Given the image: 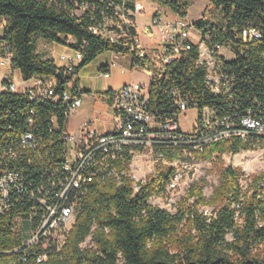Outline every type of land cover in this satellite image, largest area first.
<instances>
[{
  "label": "trees",
  "instance_id": "trees-1",
  "mask_svg": "<svg viewBox=\"0 0 264 264\" xmlns=\"http://www.w3.org/2000/svg\"><path fill=\"white\" fill-rule=\"evenodd\" d=\"M132 1L0 0V20H4L0 54H10L11 67L26 81L33 76H54L61 70L52 59L36 52L37 36L79 51L82 58L74 66L75 78L69 88L74 97L82 93L78 70L103 52L130 55L132 66H144L143 58L129 52L127 46L90 30L112 17L116 5L129 7ZM150 1L186 17L192 0ZM209 2L217 5L221 24L202 18L193 25L208 46L231 52L230 58L223 59L231 77L228 89L213 92L207 86L205 67L197 64V45L189 42L187 50L150 79L148 108L158 120H176L175 91L187 99L189 107H209L217 117L227 118L233 128H240V119L250 115L264 130V0ZM82 5L86 8L79 10ZM247 27L254 28L259 37L244 39L242 31ZM100 71H108L107 66ZM60 74L56 101H31L23 92L0 91V169L18 171L24 186L22 192L11 196L9 210L0 215V264H264L258 251L264 245L263 189L254 179L251 191H244L239 183L242 172L229 165L220 169L219 183L209 198L202 195L204 180L193 182L173 212L149 203L151 196L163 191L172 174L171 166H157L156 173L137 192L127 180L96 175L79 188L82 194L74 220L60 247L55 242L45 249L41 243L27 245L31 233L20 236L18 229L14 230L15 223L18 227L19 223L31 225V232L36 230L42 217L37 197L47 191L51 195L63 177L62 136L69 101L62 100L67 82ZM25 132L34 137V148L19 143ZM262 140L264 134L249 131L244 138L213 142L197 155L251 150L262 145ZM160 147L170 160L179 150L189 148ZM128 161L126 158L116 164L128 167ZM40 187L43 191L38 193ZM204 205L213 208L206 213L200 210ZM88 237L89 242L83 245ZM42 251L46 258L37 262L36 256Z\"/></svg>",
  "mask_w": 264,
  "mask_h": 264
},
{
  "label": "built area",
  "instance_id": "built-area-1",
  "mask_svg": "<svg viewBox=\"0 0 264 264\" xmlns=\"http://www.w3.org/2000/svg\"><path fill=\"white\" fill-rule=\"evenodd\" d=\"M144 0H133L131 5H116L114 15L102 20L100 24L94 25L90 30L110 42H121L127 46L129 52H135L143 58L144 66L135 64L133 67L142 69L149 73L148 83H128L110 91L111 106L117 116V125L114 130L95 135L93 131L83 128L79 134L64 131L65 142L64 160L62 162L63 177L58 180V186L51 191L37 197L42 209L40 225L31 232L27 245H38L42 248L55 242L58 247L64 241L67 232L74 220L75 207L80 187L92 181L96 176H108L122 182L127 180L133 192H137L149 178L138 177L132 170L131 161L137 154H145L148 159L158 163L168 161L160 146H181L189 148L179 150L175 161H170L167 166L172 167V174L165 184L163 191L150 197L149 203L170 212L176 205L173 193L178 189L185 170L190 168L189 161L193 153L201 152L203 148L213 142L229 139L234 136L244 138L249 131L264 134L263 126L255 117L245 115L240 119V128H233L225 117H217L214 110L209 107L197 109L189 107L186 98L172 91L179 115L187 109L197 111L196 118L192 123V130H183L176 120H158L148 108L149 84L153 76L159 75L163 69L177 59L181 52L189 48V42L197 45V64L205 67V80L207 86L213 92L226 91L230 85L231 77L225 71L223 59L219 49L223 47L208 46L200 33L186 17L175 15L168 18L163 12L155 10L147 25H142L138 30L135 23V15L144 12ZM125 6V7H124ZM85 5L81 6L83 10ZM78 13V11H76ZM4 26V20H0V33ZM131 30L133 32H131ZM191 30H195L198 39L191 37ZM151 39L142 44L141 36ZM242 37L258 38V32L251 27L242 31ZM73 56L64 54L61 56L63 62L61 70L67 89L62 92V100L69 101L67 113L75 110L81 105V94L72 97L69 88L74 82V66L82 58L79 51H74ZM0 68L13 69L11 67V56L9 53L0 54ZM101 75L108 77V71H101ZM58 77L33 76L28 80L29 84L22 90L12 82L9 76H4L0 82V91L23 92L31 101H45L58 99L55 92ZM4 80H7L4 83ZM30 121V120H28ZM86 127V124H84ZM19 143L22 147L31 149L36 142L31 133L25 132L21 135ZM264 146V140H262ZM129 158L128 167H121L116 162H125ZM152 177V176H151ZM21 174L14 169H0V215L9 210L11 196L23 190ZM78 190V193H77ZM37 191L43 189L37 188ZM34 193L30 196L33 197ZM163 197L165 205H160ZM175 208V207H174ZM207 213V212H206ZM108 231L107 229H105ZM88 237L83 245L89 242ZM46 253L39 252L36 261L45 260ZM26 257L23 256L22 260Z\"/></svg>",
  "mask_w": 264,
  "mask_h": 264
},
{
  "label": "rangeland",
  "instance_id": "rangeland-1",
  "mask_svg": "<svg viewBox=\"0 0 264 264\" xmlns=\"http://www.w3.org/2000/svg\"><path fill=\"white\" fill-rule=\"evenodd\" d=\"M150 1V0H145ZM199 1L194 0L190 7L188 8V18L191 21H200V19H207L210 23L220 25L221 24V15L218 10V7L215 3L207 2L206 0H201L202 4H199ZM161 10L165 12L168 18H173L174 14L168 9L161 7ZM149 23V19L145 15L144 12H141L137 17V25L140 27L141 25H147ZM191 37L198 39L197 33L195 30H191ZM151 39L141 36V43L145 44L149 42ZM35 44L36 52L43 58H50L57 65H62L63 62L60 59L62 55L68 54L69 56H73L75 54L74 50L70 48L68 45L63 43H55L50 40H47L41 36H37ZM71 41V39H69ZM219 53L224 58H230L231 52L226 48H220ZM108 52H103L99 54L93 61L88 63L87 65L81 67L79 71H81V75L77 73L76 77H80L89 79V75L94 72L98 73L97 70L99 63L102 60H106L108 56ZM3 71H0V78L2 77ZM149 73L142 69H137L133 67L129 72H125L124 70H119L118 72L113 73L112 75V83L113 85H119L120 83L128 84V83H148ZM13 80L22 82L21 85H28V80L24 81L20 77L18 71H15L13 74ZM122 86V84H121ZM22 87V86H21ZM72 112L69 113L71 115ZM197 111L193 108L187 109L184 113H181L178 118V122L180 127L190 132L192 130V123L196 118ZM72 125H75L77 120L72 118ZM168 161H160L158 163L153 162V160L148 159L145 154H137L131 161L132 170H134L135 174L140 178H149L156 173L157 166H167L170 161H175L174 159H167ZM190 168L184 171L182 180L178 189L173 193V200L177 205L179 199L188 191L189 187L193 182H198L203 179L204 184L202 185V195L205 199L209 198L214 190V188L219 183V171L220 169L226 166H232L240 170L242 172L241 177H239V183L242 186L244 191H251L252 184L255 182L254 179L259 181V186L263 189L264 194V146L259 145L251 150H243L237 153H229L225 152L222 154L212 153L208 157H199L197 153H193L192 157L189 161ZM165 200L163 197L160 199V205H165ZM176 205L174 207H176ZM172 208L173 212L175 208ZM213 207L209 205H204L200 207L201 211L209 212ZM15 223L14 230L17 231L20 236L28 237L31 233L32 226L24 225L23 223ZM230 238V236H227ZM258 251L261 256L264 257V245L258 247Z\"/></svg>",
  "mask_w": 264,
  "mask_h": 264
},
{
  "label": "crops",
  "instance_id": "crops-1",
  "mask_svg": "<svg viewBox=\"0 0 264 264\" xmlns=\"http://www.w3.org/2000/svg\"><path fill=\"white\" fill-rule=\"evenodd\" d=\"M193 1L194 0L191 1L190 5ZM206 1L207 2H205L204 4L209 2V0ZM143 4L145 7L144 13L148 19H150L152 13L155 10L163 12V10H161V6H159L155 2L144 0ZM199 4H202L201 0L199 1ZM163 13L165 14V12ZM138 15L139 14L135 15L136 24ZM186 18L190 22H194L188 18V13L186 15ZM141 27H137L138 30H140ZM102 66H107V78L101 75L100 67ZM132 68V59L130 55L109 53L106 57V60H102L99 63L97 68V70L99 71L98 73L94 72L93 74L89 75V79L87 77H85L86 79H80V77H78V86L82 91V93H80L82 102L78 108L71 111V115L68 114L64 123L65 131L73 134H79L83 130V128H85L93 131L95 135H101L114 130L117 125V116L111 106V98L108 91L116 89L120 87L121 84L124 85V83L113 85L112 75L119 70L129 72ZM1 70L3 71V73L2 77L0 78V82L4 76H9L12 79V82L17 86L18 90H22L26 86L25 84L21 85L22 82L20 81L16 82L15 80H13V74L17 70L11 68H0V71ZM81 71L78 72L79 75H81ZM72 118H75L77 120L75 125H72ZM84 124H86V127Z\"/></svg>",
  "mask_w": 264,
  "mask_h": 264
},
{
  "label": "water",
  "instance_id": "water-1",
  "mask_svg": "<svg viewBox=\"0 0 264 264\" xmlns=\"http://www.w3.org/2000/svg\"><path fill=\"white\" fill-rule=\"evenodd\" d=\"M56 76L61 80V74H60V72H57L56 73Z\"/></svg>",
  "mask_w": 264,
  "mask_h": 264
}]
</instances>
